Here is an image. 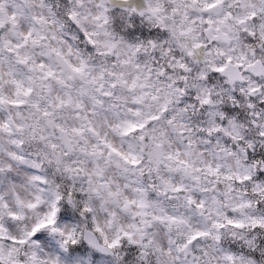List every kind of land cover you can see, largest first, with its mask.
I'll list each match as a JSON object with an SVG mask.
<instances>
[{"label":"clouds","instance_id":"1","mask_svg":"<svg viewBox=\"0 0 264 264\" xmlns=\"http://www.w3.org/2000/svg\"><path fill=\"white\" fill-rule=\"evenodd\" d=\"M0 264H264V0H0Z\"/></svg>","mask_w":264,"mask_h":264}]
</instances>
